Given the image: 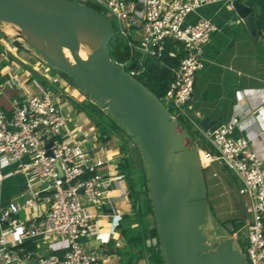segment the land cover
<instances>
[{"label": "built area", "instance_id": "obj_1", "mask_svg": "<svg viewBox=\"0 0 264 264\" xmlns=\"http://www.w3.org/2000/svg\"><path fill=\"white\" fill-rule=\"evenodd\" d=\"M75 1L98 5L102 14L113 18L116 32L125 37L142 6L138 44L128 41L132 52L138 49L143 55L160 57L167 41L178 42L168 55L178 51L183 55L177 66L170 67L169 87L161 101L170 118L179 123L182 119L200 131L186 103L195 74L203 67V47L215 26L208 19L187 23L185 18L219 0ZM44 78L47 83L22 72L9 73L6 80L19 93L9 100L8 110L0 107V185L7 176L3 173L7 163L14 165L10 174H21L24 181L20 198L0 206V264H102L101 251L89 240L105 232L108 243L114 238L113 230L105 231L108 224L114 227L131 212L125 178L111 148L96 145L100 133L95 125L83 120L67 101L70 85L57 73H44ZM27 84L34 90H28ZM262 99L249 111L256 120L264 110V94ZM243 116H234L213 131H202L208 146L195 149L203 170L217 163L240 182L251 213L244 235L245 253H241L247 264H264V161L248 138L232 136L234 129L244 126ZM77 118L82 125L73 123ZM121 245L119 240L113 242L115 248Z\"/></svg>", "mask_w": 264, "mask_h": 264}, {"label": "water", "instance_id": "obj_2", "mask_svg": "<svg viewBox=\"0 0 264 264\" xmlns=\"http://www.w3.org/2000/svg\"><path fill=\"white\" fill-rule=\"evenodd\" d=\"M231 4L256 34L252 8L242 0ZM3 23L15 26V46L27 45L42 56L70 86L101 105L137 146L165 264H247L233 247V237L217 241L209 236L214 224L191 136L129 72L135 63L124 70L112 60L108 44L114 30L104 14L75 0H0V27ZM221 124L208 117L199 120L203 130Z\"/></svg>", "mask_w": 264, "mask_h": 264}, {"label": "crops", "instance_id": "obj_3", "mask_svg": "<svg viewBox=\"0 0 264 264\" xmlns=\"http://www.w3.org/2000/svg\"><path fill=\"white\" fill-rule=\"evenodd\" d=\"M242 1L249 5L252 11L257 4V0ZM141 13L142 6L139 5L135 12V24L129 26V33L131 39L135 41V44H138L139 39L138 26ZM200 18L210 20L214 24L215 29L210 33L208 41L203 47V67L195 74L193 91L190 99L186 103V109L198 124L199 120L204 117H208L210 120H219L223 124L230 121L234 116L245 115L243 116L244 126L241 129H234L232 136L248 138L253 151L264 161V110L261 112L260 120H256L249 115V111L263 100L264 36L257 35V31L256 34H251L243 19L232 7L231 0H219L202 5L194 12L189 13L185 21L187 23H194ZM7 38L4 31L0 28V107L5 110H8L10 107L9 100L19 93L17 87L6 84L9 73H15V70H18V74L22 72L29 75L32 74L29 69L23 66V64H27V58L24 56L19 57L16 52L15 55L13 54V57L19 58L20 61V63H16L10 55L8 56L7 53L4 54L3 50L7 48H2L8 45ZM15 47L17 48V46ZM132 54L138 58L144 56L138 49L134 50ZM26 56L32 58V55ZM33 67L36 66L33 64ZM39 71L42 72V70ZM32 78H36V76ZM37 80L47 83L46 78H38ZM25 87L30 91L34 90L30 84H27ZM69 88L72 90H67L66 96H74L72 92L74 88L71 86ZM76 99L78 100L79 98L76 97ZM80 114L83 115L84 113ZM192 128L199 136L203 137L202 131L204 130L201 127L200 131L196 130L193 126ZM114 137L112 135L105 144L111 148L115 155L114 157L117 158L116 161H118V156H120L119 148L122 145V141L116 136ZM198 138L197 135L196 137L191 136V142L194 148L203 145V143L197 140ZM128 147L129 149L133 148L131 144ZM13 168V164L7 163L3 166V173L7 175L5 179L15 177V182L10 185L8 190L3 188V184L0 185V206H5L20 198L24 178L21 174H10ZM208 168L213 170L212 173L215 172L216 175H220L218 185H220L219 187L224 193L223 197L218 196V191L216 190L218 187L210 186L206 180L208 205L211 204L212 209L215 212L217 211L215 215L218 218L221 215L220 210L227 207L233 210V216L230 218L239 219V216H237L238 211L236 212V203L230 200L227 195L231 194L230 191L234 192L236 190L238 195L243 197L240 192V182L225 166L214 163ZM124 180L126 184V179ZM209 181L211 185L217 184L214 178H210ZM127 204L129 205V203ZM243 205L246 212L250 213L245 205V199ZM19 217L23 218V214H19ZM250 220L251 217L245 219L244 225L247 226ZM120 222L121 220L114 227L111 224H108V227H106L105 231H114V238L108 243L104 242L107 238L105 232L89 241L91 246H97L101 251L103 257L102 264H117L118 262L119 256L112 251L116 249L113 246L115 240H119L122 243L121 247H123V239L119 229ZM142 263L143 261L140 260L136 264Z\"/></svg>", "mask_w": 264, "mask_h": 264}, {"label": "trees", "instance_id": "obj_4", "mask_svg": "<svg viewBox=\"0 0 264 264\" xmlns=\"http://www.w3.org/2000/svg\"><path fill=\"white\" fill-rule=\"evenodd\" d=\"M87 4L100 12L102 11L94 3L88 2ZM253 14L257 35L264 36V0H257ZM113 30L114 34L108 44L112 60L121 64L124 70H127L131 63H135L129 72L162 100L171 79L170 67L177 66L180 57L183 55L182 51L176 52L174 56L168 55V50H174V45L178 42L167 41L166 48L160 57L151 55L146 57L144 55L138 58L133 56L128 44L131 36L125 37L118 34L114 26ZM32 74H35V71ZM71 105L74 110L84 113L90 119L99 131L100 139L103 142L109 140L112 135L122 141L117 167L126 179L127 197L131 212L124 214L119 224L123 247L112 251L119 256L117 264H136L140 260L143 261V264H165L159 249L157 228L147 187L146 170L139 149L131 142L124 128L119 126L117 121L107 112L103 111L99 104L86 98L79 102L72 100ZM195 135L199 136L197 132ZM129 144L133 146L132 149H129ZM203 145L204 147L208 146L206 142ZM149 216L152 218V226H150ZM230 221L233 222L231 228L233 232L244 224L238 218H228L221 223L225 224Z\"/></svg>", "mask_w": 264, "mask_h": 264}, {"label": "rangeland", "instance_id": "obj_5", "mask_svg": "<svg viewBox=\"0 0 264 264\" xmlns=\"http://www.w3.org/2000/svg\"><path fill=\"white\" fill-rule=\"evenodd\" d=\"M108 19L111 20V23H113V26H114V28L116 30V24L114 23L113 18L112 17H108ZM0 28L2 29V31H4V34H8V38H7L8 39V45L3 46V48H2V49L7 48V49L3 50L4 54L7 53L8 56L10 55V57H12V59L16 63H20L19 58L13 57V54L15 55L16 52H17L19 57L24 56L25 58H27V61H26L27 64L26 65L23 64V66L25 68L29 69L31 71V73H34V71H35V74H31L32 77L33 76L35 77V75H36L37 79L38 78L41 79V78H44V73L49 75V76L55 75L57 73L52 66H49L48 64H46V62H45V60H44V58L42 56L36 54L32 49L27 50L26 48H29V47H27V45H25V48H21L19 46H17V48H16L14 46L11 36H13L15 34V26H13V25H11L9 23H3ZM26 55H32V58L27 57ZM33 64L36 67H33ZM39 70H42L44 73H42ZM17 71L18 70H15L16 74H18ZM62 82H63V80H62ZM67 90L70 91L72 89L68 87ZM35 91H36V89H35ZM72 92L74 93V96L73 95H67L66 96V99H67V101L70 104H71L72 100H76V101L79 102V100L83 101V99L86 98L83 95V93H81L76 88H74ZM76 97H78L79 99L77 100ZM99 106L101 107V105H99ZM72 108H73V106H72ZM101 109H102V107H101ZM102 110L105 111V109H102ZM78 113H82V112H78ZM76 115H77V113H74L73 117L75 118ZM81 117L83 118V120L90 121V119L87 118V116L85 114H83V115L81 114ZM75 122H76V124H79V125L83 124V121L81 119H79V118L73 119V123H75ZM180 123L192 137H196V135H195L196 131L193 130L192 125L184 122L182 119H180ZM70 125H71V123H70ZM198 137L200 139L198 138L197 140L200 143L206 142L204 137H202V136H198ZM96 145L98 147L101 146V145H106L107 146V144H105V142H103L100 138H99V141L96 143ZM88 146H90V144H88ZM198 147L199 148H203L204 145H199ZM190 148H194L192 142H190ZM212 171L213 170L210 169V168L205 169L204 170V177L207 180V183L210 184V186H214L215 188L218 187L216 189L218 191L217 194H218V196L223 197L224 193H223L222 189H220V187H219L220 185H218V180L220 179V177H219L220 175L213 176V175H211ZM210 178H214L215 181L217 182V184L216 185H211V182L209 181ZM14 182H15V177H10L8 179H5L3 181V183H2L3 184V188L5 190H8L10 185L13 184ZM230 193L231 194L227 195V196L229 197L230 200H233V202L236 203L235 204L236 208H237L236 212L238 211L237 216H239V220L243 221V223H244L245 219H249L251 217L250 213L246 212V209L244 208V205H243V202H244L245 198H243L240 195H238L236 190H234V192L230 191ZM206 199H207V194H206ZM208 208H209V215L211 216L213 224H214V228L209 232V236L214 238V239H216L217 241H221V240H223V239H225L227 237H233V242H232L233 247H235L237 249H240L241 252L245 253V238H244V235H245V231H246V227L247 226L243 224L242 227H239L235 232H233V231H231V228L233 227L232 226L233 225L232 221H230L228 223H225V224L221 223L223 220H226V219H228V218L233 216V210L231 208H227L226 207V208H223L222 210H220V212H221L220 214L221 215H220L219 218L215 215V213H217V211L215 212L214 209H212L211 204L208 205ZM240 217H242V218H240ZM149 220H150V226H152L153 222H152L151 216H149Z\"/></svg>", "mask_w": 264, "mask_h": 264}, {"label": "bare ground", "instance_id": "obj_6", "mask_svg": "<svg viewBox=\"0 0 264 264\" xmlns=\"http://www.w3.org/2000/svg\"><path fill=\"white\" fill-rule=\"evenodd\" d=\"M67 56H69V53L66 51ZM81 55L84 56L83 52H81Z\"/></svg>", "mask_w": 264, "mask_h": 264}]
</instances>
